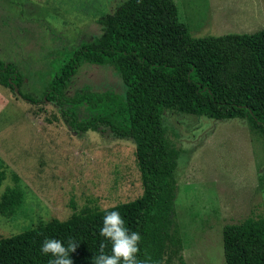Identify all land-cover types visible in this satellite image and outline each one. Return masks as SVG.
Segmentation results:
<instances>
[{"label":"rangeland","instance_id":"374dc122","mask_svg":"<svg viewBox=\"0 0 264 264\" xmlns=\"http://www.w3.org/2000/svg\"><path fill=\"white\" fill-rule=\"evenodd\" d=\"M123 0H0V59L24 77L31 103L0 85V169L24 203L0 215L8 237L84 207L107 208L139 196L134 142L106 128L78 132L60 108L42 100L65 55L103 33L97 18ZM192 37L253 33L264 28V0H174ZM112 91L125 85L110 65L82 64L66 89ZM92 114L86 105L80 118ZM168 142L179 151L173 225L162 264H225L222 229L264 212V140L246 118L212 119L169 109L162 114ZM18 177L15 183L12 175Z\"/></svg>","mask_w":264,"mask_h":264},{"label":"trees","instance_id":"16d2710c","mask_svg":"<svg viewBox=\"0 0 264 264\" xmlns=\"http://www.w3.org/2000/svg\"><path fill=\"white\" fill-rule=\"evenodd\" d=\"M97 23L103 33L83 40L62 58L42 100L57 105L78 132L106 128L131 138L142 192L107 208L84 207L66 220L52 218L0 236V264H49L55 257L42 254L41 246L50 238L65 246L70 239L78 244L69 254L72 264H94L101 244L111 254V241L100 235L110 211L120 213L130 233H139L138 260L162 264L167 243L179 244L170 233L179 151L165 136L166 109L212 119L246 118L264 140V28L192 37L174 0H123ZM84 63L112 66L125 85L124 94L107 90L68 96L70 80ZM23 82L17 66L0 59V85L28 102L41 101L22 91ZM81 105L92 114L80 118ZM5 178L0 169V185ZM12 179L18 182L15 174ZM23 203L17 185L6 187L0 194V215L12 214ZM222 247L225 264H264V212L225 225Z\"/></svg>","mask_w":264,"mask_h":264},{"label":"clouds","instance_id":"9594fccd","mask_svg":"<svg viewBox=\"0 0 264 264\" xmlns=\"http://www.w3.org/2000/svg\"><path fill=\"white\" fill-rule=\"evenodd\" d=\"M100 235L111 241V254H106L105 246L101 244L100 255L94 258V264H146V261H140L137 258L138 244L141 239L139 233L129 232L118 211L106 213ZM77 245L71 239L65 246L61 240L50 238L44 240L41 252L55 257L49 261V264H72L69 254L76 250Z\"/></svg>","mask_w":264,"mask_h":264}]
</instances>
